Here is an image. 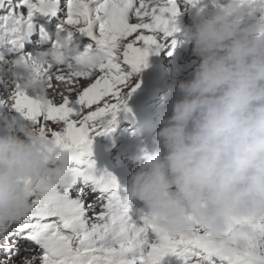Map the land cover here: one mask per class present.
<instances>
[{
  "label": "snow or ice",
  "instance_id": "1",
  "mask_svg": "<svg viewBox=\"0 0 264 264\" xmlns=\"http://www.w3.org/2000/svg\"><path fill=\"white\" fill-rule=\"evenodd\" d=\"M184 3L203 10V0ZM240 3L252 19H264V0ZM58 11L63 16L50 35L36 18ZM178 14L177 0H65L63 9L59 0H0V109L37 125L74 155L62 186L46 176L25 179L21 211L0 220V264H15L23 243L39 251L21 264H161L170 254L180 264H264V217L235 220L220 239L195 222L189 233H160L147 214L130 216L115 193V176L97 175L95 162L83 158L91 153L90 133L130 111L127 100L139 87L133 77L158 53L157 36L179 31ZM37 32L51 41L47 62L25 50ZM30 80L45 84L44 99L23 87Z\"/></svg>",
  "mask_w": 264,
  "mask_h": 264
},
{
  "label": "clouds",
  "instance_id": "2",
  "mask_svg": "<svg viewBox=\"0 0 264 264\" xmlns=\"http://www.w3.org/2000/svg\"><path fill=\"white\" fill-rule=\"evenodd\" d=\"M186 32L197 60L190 78L176 83L177 98L151 148H141L123 201L142 202L160 233H189L195 222L220 239L233 221L264 217V19H252L240 0H217ZM52 55L46 49L36 59ZM23 87L45 98L44 83ZM0 129V220H6L21 211L26 178L46 176L62 186L74 155L28 121L3 116Z\"/></svg>",
  "mask_w": 264,
  "mask_h": 264
},
{
  "label": "rangeland",
  "instance_id": "3",
  "mask_svg": "<svg viewBox=\"0 0 264 264\" xmlns=\"http://www.w3.org/2000/svg\"><path fill=\"white\" fill-rule=\"evenodd\" d=\"M64 3L62 6H64ZM186 35L187 32L176 35L173 34L172 37H163L162 34L157 36V39L161 42V47L157 53L161 57L160 64L163 69H169L166 78L168 77L170 81L167 82V86L164 85V80H159L156 82V89L141 90L140 88H136L133 93L137 92V99L133 98L132 93L127 100V107L130 109L129 112L121 111L114 121L107 124L106 128L102 126L100 129H97L96 132L90 133L91 153L90 155H86V159L92 161L95 159V167L99 172H108L116 177L118 187L115 189V193L121 200H123L125 195L123 187L127 183L129 173L141 162V148H151L152 140L160 127L158 123L159 120L170 115L171 103L177 98L176 83L181 79H188L191 76L189 74L181 76L180 74L183 57L191 53L187 48V44H191V42L186 39ZM172 40L176 42L174 47L171 43ZM181 43L185 44L182 50L179 49ZM169 52H171V55L168 54ZM146 72V68H143L138 76L133 77V83L143 78ZM158 103H162L163 105L161 113L148 107L157 105ZM144 111L149 113V119L144 115ZM3 116L15 117L17 120H25L15 112L6 108L0 109V117ZM137 120L142 121V124H140L141 127L138 128L139 130H142V128L145 129L146 133L144 135L139 138H132L131 136L126 138L117 137L119 133H131L133 130L130 128L135 127L134 123ZM0 131H2V129H0ZM97 132H99V134H97ZM98 152L100 153L99 158H97L95 154ZM124 175H127V177H124ZM73 195H75V189L73 190ZM127 204L130 209L129 214L134 220L137 219L141 213H147V209L140 201L132 200L128 201ZM38 251L39 250L34 244H21L20 255L15 258V264H21L26 254ZM2 259H5V256L3 252L0 251V260ZM161 264L164 263L161 262Z\"/></svg>",
  "mask_w": 264,
  "mask_h": 264
},
{
  "label": "bare ground",
  "instance_id": "4",
  "mask_svg": "<svg viewBox=\"0 0 264 264\" xmlns=\"http://www.w3.org/2000/svg\"><path fill=\"white\" fill-rule=\"evenodd\" d=\"M177 1H180V0H177ZM181 2L184 5L183 6H179V14L176 17V24H177V27H178L179 31L174 33V35L182 34L183 32H186L187 27L192 23L193 18L198 13L203 12V11H207L208 8L212 6V4L210 3V0H203V4H202L203 10L202 11H198V8L201 7V6H198V8H192V7L188 6L187 4H185L184 0H181ZM40 38L38 37V38H36L34 40H31L30 42L33 45H31V46L29 45V46L31 48H35L36 46H43L45 44L44 43L45 40H43L42 42H40V41L39 42H34V41H38ZM180 46L183 48V47H185V44L181 43ZM187 48L189 49V51H191L192 44H187ZM156 54L157 53H151L148 56V58H147L148 71H151L152 69H154L155 67H157L160 64L159 62L161 60V57H160L159 54H157V56H156ZM194 60H197V58L192 55V52L189 53L187 56H185L183 58V63H185L184 70L187 71L190 74L192 72V68H193V63L192 62Z\"/></svg>",
  "mask_w": 264,
  "mask_h": 264
}]
</instances>
